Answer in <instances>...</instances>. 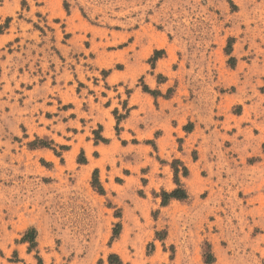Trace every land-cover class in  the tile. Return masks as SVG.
Returning a JSON list of instances; mask_svg holds the SVG:
<instances>
[{
  "label": "rangeland",
  "instance_id": "obj_1",
  "mask_svg": "<svg viewBox=\"0 0 264 264\" xmlns=\"http://www.w3.org/2000/svg\"><path fill=\"white\" fill-rule=\"evenodd\" d=\"M209 253L264 264V0H0V264Z\"/></svg>",
  "mask_w": 264,
  "mask_h": 264
},
{
  "label": "trees",
  "instance_id": "obj_2",
  "mask_svg": "<svg viewBox=\"0 0 264 264\" xmlns=\"http://www.w3.org/2000/svg\"><path fill=\"white\" fill-rule=\"evenodd\" d=\"M160 54H163L162 52H156L155 54V60H158L160 57ZM230 55V53H228ZM233 60V59H232ZM145 91L148 93H151L152 95H154V93H152V91H150L147 87H145ZM98 141H102V142H107L105 139H103L102 137H98L97 138ZM44 147H47L46 143H43ZM87 160L86 158L83 156L82 157V162L81 163H86ZM172 168L174 170L175 173V182L178 186V188L176 190H174L171 193H167V192H163L162 194V198H163V205H167L169 203V201L171 200H179V201H184L188 198V193L186 192V190L181 188V184H180V180H179V174L180 171L178 169V167L176 166V162L172 165ZM98 171H95V179L93 182V186L94 188L100 193V194H104V188L102 187V185L99 183L98 178ZM183 176L187 177L188 176V170L186 167H183ZM26 242H29L31 244H34V235L33 232H31L30 234H28L25 239ZM206 262L209 264H212L214 262V257L212 254H207L206 255Z\"/></svg>",
  "mask_w": 264,
  "mask_h": 264
}]
</instances>
